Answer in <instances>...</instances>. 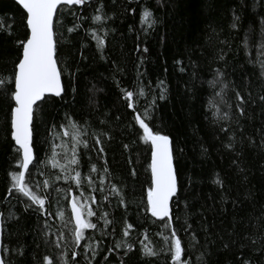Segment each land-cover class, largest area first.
<instances>
[{"label": "trees", "instance_id": "16d2710c", "mask_svg": "<svg viewBox=\"0 0 264 264\" xmlns=\"http://www.w3.org/2000/svg\"><path fill=\"white\" fill-rule=\"evenodd\" d=\"M24 18L0 0L2 264H175L176 238L180 264H264V0L59 5L62 92L33 105L25 177L43 208L11 179ZM137 116L170 140L177 190L164 219L148 208L150 148ZM73 200L96 225L79 241Z\"/></svg>", "mask_w": 264, "mask_h": 264}, {"label": "snow or ice", "instance_id": "6c2138e0", "mask_svg": "<svg viewBox=\"0 0 264 264\" xmlns=\"http://www.w3.org/2000/svg\"><path fill=\"white\" fill-rule=\"evenodd\" d=\"M84 2L85 0H17V3L27 12L26 23L31 31V36L26 42H21L23 44V58L18 64L19 72L15 77L16 92L14 99L17 107L12 121L13 139L19 146L17 151L22 150L20 163L18 164L22 171L13 173L11 179L14 182L13 188L41 208L44 207L45 201L32 193L25 178L26 173L30 172L29 166L34 160L32 131L30 128L33 105L42 100L45 94L59 96L62 92L60 72L57 69V60L55 59L52 28L53 16L57 7L61 4L73 5L83 4ZM144 16L147 19L149 13L146 12ZM95 19L99 20L100 17L97 16ZM132 97V92L126 93V98L130 101ZM136 118L139 121L140 128L143 129L144 140L150 141L153 147L151 170L154 188L148 193V202L151 206L152 215L164 219L169 217V200L177 190L176 177L172 166L170 140L165 135L154 133L144 119L139 116ZM72 162L75 163L74 160ZM93 171H96V169L93 168ZM78 177L79 173H77ZM72 211L75 213L78 229L76 239L79 241L83 237L82 229L95 228L96 225L82 220V213L75 200L72 202ZM88 215L92 216L94 213L89 211ZM129 227L131 226L129 225ZM127 234L126 231L125 235ZM172 235L176 237L175 232ZM173 246L175 249V264H180L183 253L181 240L176 238L173 241ZM147 255H155V253L149 250ZM48 264H52V261L49 260Z\"/></svg>", "mask_w": 264, "mask_h": 264}, {"label": "water", "instance_id": "95a60500", "mask_svg": "<svg viewBox=\"0 0 264 264\" xmlns=\"http://www.w3.org/2000/svg\"><path fill=\"white\" fill-rule=\"evenodd\" d=\"M11 1H13L14 3H16V4L21 8V10L24 12V15H25L24 23H25V27H26V37L24 38V40H23L22 42H26L27 39H29L30 36H31V31H30V29H29V27H28V25H27V23H26L27 12H26V10L23 9V7H22L20 4L17 3V0H11ZM64 5H66V4H64ZM22 53H23V44L21 43L19 58H18V60H17V62H16V64H15V67H14L13 92H12L13 106H12V108H11V111H10V118H9V130H10V131H9V136H10V138H11V140H12L14 146H15L17 149H18L19 146L16 144L15 140L13 139L14 128H13L12 121H13V114H14L15 108L17 107V105H16V101H15V99H14V95H15V92H16L15 77H16V75H17L18 72H19L18 64H19L20 60L23 58ZM45 95L56 96V95H54V94H45ZM148 143H149V148H150V152H149V161H148L149 178H150V189H149V191H150V190H152V189L154 188L153 177H152V170H151L153 147H152V144H151L150 141H148ZM21 153H22V150L19 151V158H20V159H21ZM20 171H22L21 168H19V171H18V172H20ZM148 193H149V192H148ZM68 206H69V210H70L71 216H72L74 222L76 223L75 213L72 211V202H69V203H68ZM148 208H149V211H150L151 214H152L151 206H150L149 202H148ZM154 217H156V216H154ZM156 218H158V217H156ZM0 262H1V259H0Z\"/></svg>", "mask_w": 264, "mask_h": 264}]
</instances>
